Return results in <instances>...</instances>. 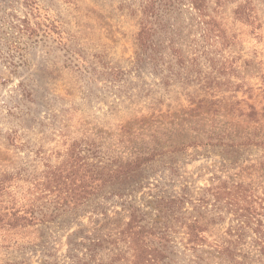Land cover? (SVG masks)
Listing matches in <instances>:
<instances>
[{
  "label": "rangeland",
  "instance_id": "rangeland-1",
  "mask_svg": "<svg viewBox=\"0 0 264 264\" xmlns=\"http://www.w3.org/2000/svg\"><path fill=\"white\" fill-rule=\"evenodd\" d=\"M208 1L215 7L216 0ZM256 1L261 29L251 35L248 30L234 28L240 37L236 49L238 70L236 78L228 79L240 88L231 96L224 87L215 86L213 68L224 61L218 46L203 49L202 58L189 62L184 70L169 67L166 58L158 61L162 74L149 63L135 67L134 35L140 0H36L40 19L53 23L55 33L18 52L15 68L0 59V140L9 133L25 144L24 151L19 152L0 143V168L34 174L41 168L42 157L55 158L70 141L80 137L93 138L117 150L129 147L131 153L153 140L192 145L207 143L212 137L214 143L223 144L217 143L214 149L186 148L185 153L173 157L181 166L177 174L157 168L136 189L129 188V195L122 200L114 197L98 201L91 205L96 206L95 212L89 209L71 224L50 228L41 245L0 249V264H120L113 262L114 248L108 241L127 221L131 211L127 207L142 213L144 223L160 230L173 224L174 229L168 232L179 248L176 263L195 264L180 246L184 232L180 223L166 220L176 212L169 214L171 210L162 201L183 191L196 197L217 179L243 181L264 189V150L260 146L264 143V0ZM24 2L0 0V20L10 16L22 19L29 12ZM223 5L219 11L230 21L235 4L226 0ZM192 15L181 7L163 17L161 25L185 35L194 26ZM190 35L188 39L199 40L197 34ZM187 43L194 48L195 43ZM67 47L95 69L92 79L102 74L99 83L76 71L69 63ZM113 67L125 72L121 79L110 80L104 75ZM208 100L221 102L210 106ZM229 141H235L236 146L225 147ZM181 214L195 216L197 212L187 204ZM228 219L230 216L224 223L211 226L212 237H223L230 226ZM253 239L249 235L240 244L244 257L239 256V260L248 264H254L250 257L256 256ZM92 242L98 245L90 261ZM199 254L202 264H230L206 247Z\"/></svg>",
  "mask_w": 264,
  "mask_h": 264
},
{
  "label": "trees",
  "instance_id": "trees-1",
  "mask_svg": "<svg viewBox=\"0 0 264 264\" xmlns=\"http://www.w3.org/2000/svg\"><path fill=\"white\" fill-rule=\"evenodd\" d=\"M225 1L216 0L212 8L208 0H140L137 31L134 35L135 67L140 68L149 63L162 74V67L160 69L157 65L158 61L166 58L169 67L184 70L189 62L192 64L202 58L203 49L218 46L224 61L213 68L215 86L224 87L233 96L240 88L228 79L236 78L238 70L236 63L239 56L236 55V49L240 37L235 29L248 30L254 35L261 29L262 23L258 17L256 0H228L235 4L230 21L226 20L222 10L219 11ZM24 3L29 10L26 16L22 19L10 16L4 20L2 18L3 22H0V59L13 68L16 67L14 60L18 52L36 44L40 38L55 33L53 23L47 18L40 19V7L36 0H25ZM181 7L190 10L194 17V26L185 35L161 25L163 17L171 16ZM165 29L167 32L163 33ZM56 33L57 39L62 42L63 38L57 30ZM190 34H194V37L197 34L199 40L188 39ZM161 35L163 41L160 40ZM188 40L195 43L194 48H190ZM64 42V45L68 44ZM62 48L65 49L64 46ZM66 52L69 54V63L91 81L95 69H90L77 51L67 47ZM123 74L125 72L118 67H113L104 75L110 80H119ZM101 75L92 81L99 83ZM165 77L170 78V75ZM220 77L225 78V81L221 82ZM206 102L213 106L219 105L221 100ZM230 110H234L233 106ZM253 114L250 111L249 117ZM4 136L0 140L4 147L24 151L25 144L20 143L14 135L6 133ZM208 140L207 143L194 142L192 145L161 144L153 140L131 153L129 147L117 150L93 138L89 140L80 137L70 141L55 158L42 157L41 168L34 174L24 169L12 172L0 168V249H30L41 245L45 232L50 228L62 227L67 222L71 224L89 209L95 212L96 206L91 205L98 204V201L114 197L122 200L129 195V188L136 189L157 168L177 174L181 166L173 157L185 153L186 148L214 149L218 147L217 143L223 144V141L214 143L212 137ZM234 142L229 141V144L224 145L232 148L236 146ZM260 146L264 150V143ZM162 157L168 159V162ZM163 202L164 207L171 210L169 214L176 212V215H170L171 220L168 217L166 220L180 223L184 231L180 246L194 258L195 264H202L199 253L205 247L230 264H248L244 259L239 260V256L244 257L240 244L249 235L254 237L256 247V256L250 257V260L254 264H264V189L243 181L217 179L216 183L204 187L203 192L196 197L183 191ZM187 204L192 205L193 212H197L195 216L181 214ZM127 208L131 209L127 221L109 237L108 242L115 253L113 262L177 264L175 256L179 248L172 243L173 235L168 232L174 229L173 224V229L165 226L160 230L156 225L144 223L142 213L132 207ZM228 216L230 226L224 231L223 237H212L211 226L224 223ZM92 243V250L89 249L90 261L94 259L93 248L98 245V242Z\"/></svg>",
  "mask_w": 264,
  "mask_h": 264
}]
</instances>
